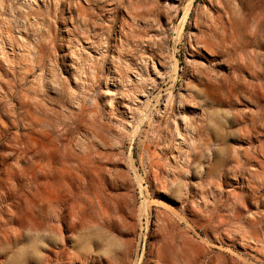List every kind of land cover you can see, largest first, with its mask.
Returning <instances> with one entry per match:
<instances>
[{"label":"rangeland","instance_id":"1","mask_svg":"<svg viewBox=\"0 0 264 264\" xmlns=\"http://www.w3.org/2000/svg\"><path fill=\"white\" fill-rule=\"evenodd\" d=\"M0 264H264V0H0Z\"/></svg>","mask_w":264,"mask_h":264},{"label":"bare ground","instance_id":"2","mask_svg":"<svg viewBox=\"0 0 264 264\" xmlns=\"http://www.w3.org/2000/svg\"><path fill=\"white\" fill-rule=\"evenodd\" d=\"M166 1H168V0H166ZM114 57H115V56H114ZM113 60H114V59H113ZM113 60H112V61H113ZM115 60H116V59H115ZM157 73H158V72H157ZM159 74H160V72H159ZM159 74H158V75H159ZM161 74H162V73H161ZM160 77H161V75L159 76V78H160ZM117 78H118V77H117ZM114 79H115V78H114ZM115 80H116V79H115ZM118 80H119V82L121 81L120 83H122V81H123L122 78H121V79H118ZM118 80H117V81H118ZM156 82H157V81H156ZM152 83H154V82L152 81ZM152 85H154V84H152ZM152 85H151V86H152ZM155 86H156V84H155ZM125 103H126V102H125ZM127 105H128V104H127ZM126 107H128V109H129V106H126Z\"/></svg>","mask_w":264,"mask_h":264}]
</instances>
